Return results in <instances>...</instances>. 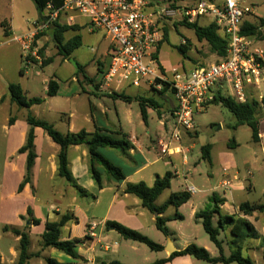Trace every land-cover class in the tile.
<instances>
[{
  "label": "rangeland",
  "instance_id": "rangeland-1",
  "mask_svg": "<svg viewBox=\"0 0 264 264\" xmlns=\"http://www.w3.org/2000/svg\"><path fill=\"white\" fill-rule=\"evenodd\" d=\"M150 1L162 3L163 5L164 0ZM237 1L240 7L247 13L244 20L248 22H257L258 19H264V0ZM57 20V23L64 24V19L62 16H60ZM79 20L84 22V19L79 18ZM77 21L78 19L76 22ZM208 23H210V18L208 16L198 19L199 26H205ZM76 26L78 25L76 24ZM49 29L43 33L41 32L37 34L33 38L32 49L35 51L36 56L29 55V57L26 59H20L19 45H17V42L15 41L9 43L8 45L1 46L0 48V53L2 54H5L4 51L8 49L11 50L10 53H12L8 61L3 62L4 73H0V80L14 83L20 82V87L22 88L23 92L26 93L25 95L27 98L37 97L40 100H44L40 106L34 105L30 110L19 109V111H16L14 108L16 106L10 108L7 103L0 105V222L2 221L1 215L7 214L8 209L18 210L24 208L22 216H26L27 208L31 209L33 216H37V209H39L43 216V211H41L42 207L47 208L48 205H55L59 203L63 206H66L67 204L66 202H60L61 200H59L56 194L47 193L44 189L41 179L39 184H37L36 198L38 201H36V199H32L31 195H28L27 193H17V187L23 179L25 173V160L23 162V166H21L20 161H18V157L5 158L6 152L9 151L7 150L8 145H10L11 142H8L4 132L2 131L4 119L15 116L18 120H23L22 118L24 116L26 117L27 113H30L39 120L54 122L53 124L56 130L65 132L67 127L64 123L65 117L63 115H58L54 110H50L49 108L51 103L47 99L44 91L48 80L53 78V76H56L59 80H61L59 88L64 93L66 91L64 80L71 74V72H75L74 63L82 66L83 73L93 76L96 73L98 75L101 74L97 71L99 67L96 65V63H88L90 59L93 57H101L103 60L101 63H103L104 66L105 63L107 64L109 61L108 57H102L103 55L106 56L104 50L108 45L107 40L104 39L103 33L96 32L94 34H90L88 32V28L82 26L80 27L79 32L80 36L82 37L81 45L73 51L69 60H66L65 63H61L63 58L57 53V50L50 38L51 36ZM165 29L167 35L166 39L160 42L158 46V58L165 67L166 73L170 68H176L178 70H183V72H187L195 67L210 65L219 60L215 55L211 54L205 41L197 42L192 30L185 28V26L182 25L175 26V24L171 22L167 23ZM73 35L74 32H68L64 34V38L68 39ZM183 39L185 40L187 47L185 58L176 49V47L180 44V41ZM259 45L264 50V39ZM91 48H93L95 51L91 52ZM21 53L25 54L22 52V50ZM25 61L28 62V65H26ZM48 62L50 63L46 65ZM23 69L26 72L24 77L21 76V70ZM83 87L84 86H80V89ZM143 87L144 88L141 87L138 89L129 87L127 92L129 94H134L135 97L138 96L142 98L147 97V99H153V101L157 103V107L148 104L147 107L150 109L146 113L145 121H143L140 116V107L138 102L135 100L127 102L121 99H113L111 96H105L104 105L101 102H97L94 97L89 99L93 104L101 107V110H103V107L108 109L106 110V118L97 117L96 121V115H93L91 112L94 117L93 122L89 119L88 97L85 95V93L81 92L80 99L73 100V103L76 104V102L79 101L78 103L80 104L79 109L76 107H73L72 109L74 112L73 123L78 128H85L87 131L93 132L95 130L93 124L97 122V126H103L107 129H103V131L110 137H113L110 134L111 131H113L115 127L119 128L120 126L124 132L131 131L132 133L137 134L141 144L145 146L152 145L150 146L152 147L150 148V153L146 154V157L148 158V161H152L154 163L151 167H153V169L156 167V169H159L160 171L162 166V163L159 161L160 155H158L155 151L153 144H155L154 141L158 136L165 134V123L169 131L172 129L173 124L171 116L168 113L169 110L167 109L168 103L166 100H161L160 98L163 94H159L157 91L150 88L148 90L145 88V86ZM144 89H146V91ZM89 90L92 91V89ZM106 93H116L128 96L124 91H121L118 88L115 89V91H112L111 89L107 90ZM258 94L263 99L260 102L258 108L257 120L259 123L261 122V130L264 133V82L260 84V90L258 91ZM221 95L223 97H232L231 88L226 85L221 90ZM167 96L170 97V95ZM52 104L55 107L58 106L64 108L65 106L63 101L58 98L54 100ZM59 120H61L62 123H59ZM193 120L195 124L196 136L188 138L184 137L181 143L183 149L188 150L186 160L187 164L185 166L181 165L180 154L172 157L171 161L174 169L170 168L173 178L169 190L177 192L179 190L181 191V189H184L185 186L195 187L197 190L194 194V197L199 198L198 210L208 209L213 206V202L211 200L212 195L219 197L225 195L226 202L228 204L248 202L251 205H259L264 203V154H262L261 150L259 149V147L264 148V139H259L261 140V143L258 142L259 147L253 144L251 141L252 138L250 128L246 125L234 127L236 120L231 115L230 111L221 103L210 104L203 111L193 115ZM128 122L131 123L128 124ZM23 123L26 124L24 121ZM38 133L42 134L44 131L39 129ZM39 141L40 139L37 136L38 146L40 143ZM203 145H209L211 147V161L209 162L204 161L201 157L200 149ZM105 151L113 152L111 157L108 156L110 161L115 158L117 161L116 163H122L126 165V167H130L129 162L120 157L118 153H116V150L103 149L102 153H106ZM5 160H7L9 163H13L16 168L19 169V172L13 174L10 172V169H8L6 172V169H3V163ZM174 170H178L180 176H185L187 179L186 184L182 181L181 177L176 178L174 176ZM233 173H237L239 175V178L242 180L246 188H249L251 185L250 188L247 190L244 188L245 190L239 192H229V190L220 187V182L224 175L228 174V176H231ZM61 181L64 182L62 179ZM70 190L72 191L73 189L70 187ZM169 190H165L158 197L155 203L156 205H162L167 201ZM89 194L94 197L98 196L97 193ZM76 198L78 203L74 204L76 208H72L74 215L73 225L75 227L78 226L83 232L87 228L86 224L90 220L95 223H100V217L104 213L106 205L109 203L108 192L105 191L103 194H101L96 204H94L95 199L77 196ZM132 199L140 204V201L132 197V195H130L127 203H131ZM89 206H91L90 211L89 213H86V208ZM189 213L190 210L188 207L183 208L179 214L184 216V221H167L166 227L170 231L178 232L177 235L182 236L179 238L182 240V242H185L184 244H186V246L194 244L198 247H202V249L206 250L212 257H218L219 251L204 233L201 221L199 219L196 220L192 217H189ZM144 214L145 215L142 218L144 219L145 224H147L149 230L145 229L140 232L137 230L133 231L138 232L139 234L153 241L155 244L160 245V241H162L164 238L163 235L156 231L155 224L151 220V213L144 211ZM173 214L174 208L168 207L164 213V217H172ZM3 217L7 219L10 218V220L12 218L11 215L9 217ZM250 220L257 229L255 231V237L252 239L246 238L241 241L238 240L236 243L242 248V255L249 257L253 264H264V237L261 235L262 229L264 228V220L260 214L255 215V217ZM16 222L22 227L28 223L26 221H22L20 217ZM2 224L6 223L1 222L0 225L1 262L4 264H16L18 242L15 241L14 236L11 235L10 232H3ZM215 226L216 224L214 222V227ZM37 227L38 226H36L31 232V242L29 244L28 252L35 253L42 246L41 234L43 229L42 227ZM64 235L65 232H63V236ZM85 237L86 236L78 235L72 239H84ZM218 239L222 242V248L225 257L230 256V254L235 250V246L232 244L233 238L229 235V230L221 231L219 233ZM125 244L136 245V247L140 249L136 258H123L130 262H136V264H148L155 261V259L162 257V255L160 256V254L149 250V248L144 244H133L129 240H121L119 249L124 256L128 255V253L125 252V249H127ZM81 246L82 245H77L76 249L78 252H81V250L83 251ZM180 246H182V244H180ZM11 249L13 255L10 252ZM51 251L52 250L46 249L44 253L48 255L51 253ZM57 253V251H52V253L49 255L52 258H56ZM31 263L36 264L38 261L32 258L30 264ZM195 263L208 264L201 262V260H196Z\"/></svg>",
  "mask_w": 264,
  "mask_h": 264
},
{
  "label": "crops",
  "instance_id": "crops-1",
  "mask_svg": "<svg viewBox=\"0 0 264 264\" xmlns=\"http://www.w3.org/2000/svg\"><path fill=\"white\" fill-rule=\"evenodd\" d=\"M36 12L37 11H36L35 7L31 4L30 0H0V24H1V22H5L6 26L8 27V29L11 33L9 36L5 37L4 32H3V28L0 26V48H1V46L8 45L9 43L15 41V39H14L15 37L18 38L20 36H24L25 34H27L28 31L31 29V24L37 19ZM77 25L79 27H82V26L85 27V23L81 20L77 21ZM79 32H80V30L77 31L76 33L79 34ZM88 32H89V30H88ZM90 34H94V33H90ZM15 42H17V41H15ZM17 45H19V44L17 43ZM19 50H20L19 57H20V59H23L24 54L21 53L20 46H19ZM158 50H159V48H157V59L160 62V60L158 58ZM90 51L94 52L95 50L93 48H91ZM106 51H107V46L105 47V50H104L105 54H106ZM4 52H5V54L0 53V54H2V55H0V73H4L3 62L8 61L9 57L12 55V53H10L11 50H9V49L4 51ZM102 57H107V56L103 55ZM65 61H66L65 59H62L61 63L62 62L65 63ZM93 62L96 63V65L99 67L98 68L99 71L98 70L97 71L100 74L103 73L107 67V64L105 63V66H104L103 63H101V62H103L102 58L101 57L100 58L93 57L92 59L89 60L88 63L93 64ZM25 63H26V65H28V62L25 61ZM160 66L165 70V67L162 65L161 62H160ZM21 71H22L21 76L24 77L26 72L24 71V69ZM187 72H189V71H187ZM101 75H98L96 73L93 76H91V75L84 73V74H79L76 77L75 72L73 71L64 80L65 81L64 86H66V91L64 93L59 88V84H60L61 80H59L56 76H53V78L50 79V80H53L57 83L56 93L54 96L48 97L46 95V88L44 89V91H45V95L47 96V99L51 103L49 105L50 110H54L55 113H57L58 115H63L65 117L64 123L66 124L67 127H66V131L62 132V134L68 133V132L69 133H77L82 129L86 130L85 128L76 127V125L73 123L74 112L72 109H73V107H76L77 109H79V107H80V104L78 103L79 101L76 102V104H75V103H73V100H79L81 97V92L85 93V95L88 97L87 100H88V105H89V119L91 121H93L94 120L93 115H96L95 121L97 120V117L106 118V110H108V109L103 107V110H101V107L93 104L89 100L91 97H94L95 100H97V102H101L104 105V99H105V96H107V93H106V91L98 90ZM50 80H48V82ZM48 82H47V84H48ZM11 83H14V82H10V81L5 82L4 80H0V93H1L0 94V105L7 103L10 108L15 106V104H13L10 101L9 95L7 93V85L11 84ZM15 84L18 85L19 87L21 86L20 82L19 83L15 82ZM143 84H145V85H143ZM80 86H84V87L82 89H80ZM96 86H97V89H96ZM143 86H145V88H147L149 90V88H148L149 86L147 85V83H144V82L141 83L140 87H136V88H135V86H132V85L126 83L122 87H120L119 90L124 91L125 94L128 95L129 98H134L135 95L129 94L127 92V89L129 87H133L135 89H138L141 87L144 88ZM20 89L22 90L21 87H20ZM89 89H92V91ZM144 90L146 91V89H144ZM167 91L160 98H161V100L167 101V103H168L167 109L169 110L168 113L171 115V113L173 112V110L175 108V101H174L172 92H170L169 90H167ZM22 92H23V90H22ZM23 94L25 95L26 93L23 92ZM166 94L170 95V97H168ZM57 98L61 99V101H63V103L65 104L64 108L58 107V106H56V107L53 106L52 102L54 100H56ZM43 102H44V100H43ZM127 102H131V101H127ZM14 108L16 111H19L18 108H16V107H14ZM31 108H33V106L30 107V109ZM149 109L150 108H148V107L146 108L145 117H146V113ZM91 112L93 113V115L91 114ZM11 117H13V122L9 123L10 117L5 118L4 122H3V126H2L3 127L2 131L4 132L6 139L8 140V142H11V144L8 145L7 150H9V151L6 152L5 158L7 159V158H11V157H18V161H20L21 166H23V162L25 160V154H18L17 152H18V149L24 143L25 133L28 130V127H27V124L23 123V121L25 122V116L22 118L23 120H18L15 116H11ZM84 120H86V119H84ZM58 122L62 123L61 120H59ZM48 123H50L54 126V124H53L54 122H48ZM130 123L131 122H128V124H130ZM93 125H94L95 130L96 129H106L103 126H97L98 125L97 122H95ZM261 125L262 124L260 122L259 123V139H264V133L261 130L262 129ZM164 127H165V132L168 131V127L166 126V123H165ZM40 130H42V129H40ZM95 130L93 132L86 130V134L91 135L92 133L95 132ZM38 132H39V128L36 127L33 131V133H34L33 143H34L35 152H36V158L34 160V166L32 169V179H31V188L33 189V193L31 191L30 186L25 185L22 192L19 194L27 193L28 195H31L32 199H36V201H38V199L36 198L37 184H39V181L41 179L42 184L44 186V189L47 193L56 194L58 196L59 200H61L60 202H66L67 204H66V206H63L62 204L59 203V204H55V205H53V204L48 205L47 208L42 207L41 211H43V216L40 213V210L37 209V216L36 215H34V216H35V219H38L40 221V224L38 225V227H42V229H43L44 223L46 220H51V221L56 220V219H58V217H60V215L64 214L65 212H68L72 215V220L62 229L61 240L72 239L78 235L86 236L88 239L87 242H85L84 245L81 246L83 251L81 250V252H78L77 249H75L76 253L82 259L73 260V259H70L69 257H67L61 253H57L56 258H54V259H56L59 263H68V264H98L100 262L109 263L111 261H118V262L123 263V264H136V262H130L127 259H123V258H130V259L136 258L140 249L138 247H136V245L125 244V247H127V249H125V252L128 253V255H126V256L122 255L123 253L120 251L119 247H120V241L123 239L114 230H112V229L107 230V228L105 226V222L106 221L107 222H116L118 224H121L125 227L132 229V230H137L139 232L142 230H145V229L149 230V228L147 227V224H145V221L142 218L145 215L144 211H146V210L143 209L141 204H139L134 199L131 200V203H127V200L130 198V195L125 194L123 192L124 185H125V183H128V182H131L132 184L138 183V182H144V184H146L147 186H151L152 183H154L155 178L162 177L166 172H170V168L174 169V166H172V161H171L172 157L170 159L159 160L162 163L160 171H159V169H156V167H154V169H153V167H151V166H153L154 163L152 161L151 162L148 161V158L146 157V154L150 153V148H152L150 146H152V145L145 146V145L140 143V141L137 137V134H134L131 131L130 132H124L123 129L121 128V126L119 128L115 127V129L113 131H111V133H110L113 136L111 138L119 139V138H121V136L122 137L124 136V138L126 140H128V142L132 146L131 149L125 153H123L119 150H116L117 151L116 153H118V155L120 157H122L123 159L127 160V162H129L130 167H126V165H124L122 163H116L117 161L115 158H113V160L110 161L108 156L111 157L113 152L105 151L106 153H102L103 149H109V148L100 149V153L104 157H106V159L109 160V162L113 166H115L121 170V172L125 176V179L122 182L117 183L116 181L110 179L106 173H103L102 174V181H101L102 182V188L99 190L94 185V183L92 182V179L90 178V175L88 172V161H87L88 151H87L86 146L85 145L69 146L67 149L66 159H67V162L69 164L70 171H71L74 179L76 180L75 183L78 186H80L81 188H83L88 193H97L98 196L95 197L94 204H96V202H98L99 196L101 194H103L105 191L108 192V198H109V203H108V205H106L104 213L100 217V223H95L92 220H90L86 224L87 228L82 232V230H80L78 226L75 227L73 225L74 215H73V211H72L73 209L72 208L75 207V205H74L75 203H78L77 198H76V194H75L74 190H72V191L70 190V186H68L67 184H65L64 182L61 181V177H59L57 174V166H56V157L55 156L57 155L59 147L55 143H53L51 141V139L45 133L40 134ZM195 133L196 132L194 131L193 134L195 135ZM37 136L40 139L39 146L37 145ZM161 136H163V134L158 136L156 139H158ZM88 138H89V136H88ZM259 139H258V142L261 141ZM155 142H156V140L154 141V143ZM258 142L253 143V144L258 146ZM153 147H154L155 151L157 152L155 144H153ZM259 149L261 150V153L264 154V148L259 147ZM109 150H111V149H109ZM210 150H211V147H210ZM210 150H209V154H210V161H211ZM157 154H158V152H157ZM185 165H183V166H185ZM3 169H6V172L8 169H10V172L13 174L19 172V169H17L13 163H9L7 160H5V162L3 163ZM170 173H172V172H170ZM182 176H183V178H181V179L186 184L185 181H187V179L185 178L184 175H182ZM175 177L179 178L180 176H175ZM184 178H185V180H184ZM223 180L228 181V183L230 185L229 189H228L229 192H239V191H243L245 189L247 190L251 186L250 185L249 188H246L245 185L243 184L242 180L239 178V175L237 173H233L231 176H228V174L224 175L220 184L222 183ZM171 184H172V180H171ZM171 184H170V187H171ZM170 187H169V189H170ZM182 191H184V189H181L180 192H182ZM171 193H174V191L169 190L168 197L170 196ZM194 194H190V199L186 204H184L180 208H177L176 212L178 214L180 213V211L183 208L188 207L190 210L189 217L194 218V213L199 211L198 210L199 198H195ZM217 197L219 199L223 200V204L220 205V209H219V211L222 215L233 216V215L237 214L238 205L241 202L228 204L226 202L225 195H223L222 197L221 196L220 197L217 196ZM156 206H161V205H156ZM90 207L91 206L86 208V213H89ZM166 210L164 211V213L166 212ZM23 212H24V208L18 209V210H14V209L9 210L8 209L7 214L4 213L5 215H1L2 216L1 222L6 223V224H2V225L3 226H5V225L10 226L11 225V228H15V229L20 230L22 226H20V224H18L16 221H18L19 217L23 215ZM164 213L161 215L162 217H164ZM174 213H175V210H174ZM10 215L12 216L11 220H10V218L7 219V218L3 217V216L9 217ZM151 215H152L151 220L154 223L155 215L154 214H151ZM180 216L182 217V220H179V219H175V220H179V222H183L185 218L182 215H180ZM253 217H255V215H253ZM253 217H245V218L248 221H250V223L253 225V227L256 231L257 229L255 228L254 224L250 220ZM168 218L170 219L172 217H168ZM262 219L264 220V215H262ZM169 221H172V220H169ZM1 222H0V225H1ZM214 222H216V219H214ZM91 223H95L98 225L97 229L94 230V233L96 235L95 238H89L88 237V229H89V225ZM34 228H35V226H31L28 229L29 244L31 242V232L34 230ZM262 228H263V226H262ZM156 231H158V230H156ZM6 232H10V231H6ZM63 232H65L64 236H63ZM167 232H168V235L167 236L163 235L164 238L162 241H160V246L162 247V250L159 252H156V253L160 254V256L162 255V257H160L159 259H165L169 255H171L172 252H174V251L180 252L186 248V244H184L185 242H182V240L179 238L182 236L177 235L178 232L170 231L169 229ZM0 238H1V236H0ZM14 238H15V241L18 242V238H16L15 236H14ZM168 240L170 241V243H168ZM131 243H133V242H131ZM133 244H137V243H133ZM180 244H182V246H180ZM47 249L52 250V251H57V250H54L51 248H47ZM45 250L46 249H43L41 246L40 249L38 251H36L35 253L34 252H28V254L30 255V258L28 259L26 264H30V261L32 260V258H34V260L38 261V263H36V264H44V261H43L44 258H47V257L52 258L49 255L52 253V251H51V253H49L47 255L46 253H44ZM171 250H173V251L170 253ZM10 252L13 255L12 249L10 250ZM159 259H155V261L159 260ZM0 260L2 261L1 256H0ZM195 262H196V260L189 258V257H181V258L175 257L170 262H168L166 264H196ZM31 264H33V263H31Z\"/></svg>",
  "mask_w": 264,
  "mask_h": 264
},
{
  "label": "built area",
  "instance_id": "built-area-1",
  "mask_svg": "<svg viewBox=\"0 0 264 264\" xmlns=\"http://www.w3.org/2000/svg\"><path fill=\"white\" fill-rule=\"evenodd\" d=\"M246 15L237 0H164L163 5L150 0H64L58 9L47 4L44 20L34 21L27 34L14 39L26 59L36 56L32 49L34 36L48 30L60 16L67 26L84 19L90 33L101 32L108 42L109 61L98 90L115 91L126 83L136 88L142 82L155 91L168 86L175 101L170 115L173 126L156 139L155 146L160 160L180 154L181 165H185L188 150L183 149L182 140L195 131L193 115L207 108L216 93L221 95L227 85L236 103L245 104L251 95L259 102L263 99L258 91L264 82V50L256 36L242 34ZM207 16L226 41L225 57L189 72L170 68L166 73L157 59L158 45L164 40L163 28L169 22L193 24ZM180 45L186 46L184 39ZM174 175L180 176L178 170ZM229 186L227 180L220 185L227 190ZM184 191L194 194L196 189L185 186ZM97 227L95 223L89 225V238L96 237ZM261 235L264 237V228Z\"/></svg>",
  "mask_w": 264,
  "mask_h": 264
},
{
  "label": "trees",
  "instance_id": "trees-1",
  "mask_svg": "<svg viewBox=\"0 0 264 264\" xmlns=\"http://www.w3.org/2000/svg\"><path fill=\"white\" fill-rule=\"evenodd\" d=\"M36 9L37 19L36 22L44 20L46 6L51 4L55 9H58L62 6L64 0H30ZM186 2H193L197 0H181ZM175 26L182 25L185 28H188L194 32V35L197 39V42L205 41L208 45L209 51L211 54L215 55L219 60L225 57V45L226 41L218 33L217 27L213 23H208L205 26H199L198 21L193 24H188L185 22L174 23ZM0 26L3 28L4 36L7 37L11 33L6 26L5 22H1ZM80 30L79 26H67L66 24H59L54 22L49 31L50 38L57 50L58 55L63 59L69 60L71 54L75 49L81 45V36L76 33ZM68 32H74V35L68 39H65L64 34ZM164 39H166V29L163 28ZM264 19H258L257 22H248L244 20L242 25V34L245 35H254L260 41L264 39ZM160 44V43H159ZM159 46V45H158ZM177 51L186 57L187 47L184 45H178L176 47ZM49 64L46 63V65ZM75 66V75L76 77L79 74H84L82 66L74 63ZM99 71V69H98ZM163 71V70H162ZM102 74V73H101ZM168 86L165 84L164 88L160 91H157L159 94H164L167 91ZM97 89V86H96ZM57 90V83L53 80H50L46 84V95L48 97L54 96ZM7 93L9 95L10 101L15 104L18 109L29 110L30 107L34 105H40L43 100H40L37 97L27 98L20 87L15 83L7 85ZM107 96H111L113 99H121L124 101L135 100L138 102L140 107V116L143 121H145V111L150 104L151 106L157 107V103L153 99H147L142 97L129 98L123 94L116 93H107ZM213 103H221L226 107L231 115L236 120V126L246 125L251 130V140L253 143H257L259 139V121L257 120L258 108L260 102L256 96L251 95L248 101L245 104L236 103L230 96L223 97L219 93H216ZM13 122V117L9 118V123ZM25 122L28 125V130L25 133L24 143L18 149V154H25V173L23 179L17 187V193H21L25 185H29L31 188V179H32V169L34 166V160L36 158V152L34 149V129L38 127L42 129L44 133L55 143L59 150L56 157V166L57 174L61 179L70 186L77 197L91 198L95 199L94 196L87 193L83 188L78 186L75 183V179L70 171L69 164L67 162V149L69 146H79L85 145L88 151V172L90 178L94 185L100 190L102 188V174L106 173L108 177L114 181L122 182L125 179V176L121 170L113 166L109 160L106 159L101 153L100 149L109 148L111 150H119L123 153L128 152L131 149V144L124 138H111L109 135L105 134L103 129H96L91 135L86 134V130L82 129L77 133H64L56 130L54 126L46 121L39 120L30 113H27L25 117ZM189 137L196 136L193 133L188 134ZM89 136V138H88ZM210 146L203 145L200 149L201 157L204 161H210L209 154ZM173 174L166 172L162 177H157L152 183L151 186H147L144 182H138L132 184L131 182L125 183L123 192L140 201V204L143 209L148 211L151 214H154V224L156 230L162 235H168V229L166 227V222L169 220L179 219L182 220V217L176 212L177 208H180L186 204L190 199V194L185 191H178L171 193L167 201L161 206H156L155 202L158 197L167 189H169ZM33 193V189L31 188ZM211 200L213 206L208 209H202L194 213V218L199 219L202 224L204 233L208 236L210 242L218 249L219 256L212 257L206 250L202 247H198L194 244L186 246L182 251H174L165 259H159L148 264H166L170 262L173 258L189 257L194 260H201L208 264H253L249 257L242 255V248L236 243L238 240H244L246 238L255 237V229L253 225L245 217H253V215H264V203L259 205H251L248 202H241L238 205L237 214L233 216L222 215L219 211L220 205L223 204V200L219 199L216 195H212ZM168 207H173L175 213L172 218H164L161 215ZM22 221L28 222L27 225L22 227L20 230L11 228V226H3L2 230L10 231L13 236L18 238V250H17V260L16 264H26L30 255L29 251V235L28 229L31 226H38L40 221L35 219L32 215L30 208L26 209V216H20ZM214 219H216V226L214 227ZM72 220V215L68 212L60 215L56 220H46L43 227V232L41 234L42 248L47 249L51 248L57 250L58 253H61L70 259L80 260L82 259L76 253L77 245H84L87 242V237L84 239H68L61 240L62 229ZM105 226L108 229L114 230L123 240H129L133 243H139L146 245L149 250L154 252H159L162 250L160 245L155 244L153 241L147 237L139 234L136 231L131 230L128 227H125L116 222H105ZM229 230V235L233 238L232 244L235 246V250L230 254V256L225 257L222 248V242L218 239L219 233L221 231ZM44 264H68V263H59L54 258H44ZM0 264H4L0 260ZM98 264H123L118 261H111L109 263L100 262Z\"/></svg>",
  "mask_w": 264,
  "mask_h": 264
},
{
  "label": "water",
  "instance_id": "water-1",
  "mask_svg": "<svg viewBox=\"0 0 264 264\" xmlns=\"http://www.w3.org/2000/svg\"><path fill=\"white\" fill-rule=\"evenodd\" d=\"M168 243H170V241L168 240ZM173 250L170 251V253L172 252Z\"/></svg>",
  "mask_w": 264,
  "mask_h": 264
}]
</instances>
